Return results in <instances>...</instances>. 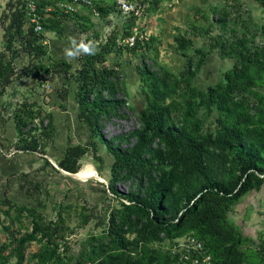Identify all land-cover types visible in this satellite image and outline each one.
<instances>
[{"label": "trees", "instance_id": "16d2710c", "mask_svg": "<svg viewBox=\"0 0 264 264\" xmlns=\"http://www.w3.org/2000/svg\"><path fill=\"white\" fill-rule=\"evenodd\" d=\"M59 1L38 0L42 31L36 33L25 2L6 0L0 17V97L15 79L31 78L39 85L37 79L52 72L63 79L61 97L66 100L69 84L76 82L78 120L87 130V141L69 144L58 167L78 173L88 150L97 153V141L112 156L108 189L118 205L109 212L106 230L95 239L99 247L92 250L90 262L77 264H192L180 261L170 250L155 247L186 234L203 243L213 264H244L237 250L243 239L229 224L227 215L239 198L259 188L264 179V90H257L264 89V24L251 37L237 34L227 27L228 12L224 7L216 13L215 25L220 33L210 37L207 50L195 49L188 34L176 35V51L193 50L191 56L184 55L183 70L174 74L160 67L155 71L144 61L136 66L145 99L138 118L140 125L105 140L100 135L102 122L118 117L126 102L118 97L123 86L117 71L100 65L106 55L121 48L115 37L109 36L106 43L99 45V51L93 48V54L78 58L80 64L74 72L64 61L43 63L45 32L60 35L72 17L84 16L62 13L56 6ZM48 7L53 13L46 11ZM109 10L120 14L113 4L96 5L99 17ZM191 28L193 37L205 38L212 34L214 25ZM126 34L121 36L130 32ZM259 35L257 45L255 38ZM149 42L137 41L134 47L125 48L136 51L143 43L148 48ZM211 51L234 62L219 82L201 90L194 86L193 79ZM21 56H27L29 62L16 73L15 61ZM251 97L253 103L249 101ZM212 114H216L213 130L205 132L204 125ZM45 118L44 127L30 126L41 119L35 103H23L13 113L17 150L46 154L45 142L53 136L55 126L51 114ZM122 144L126 146L122 148ZM117 181L129 182L131 189L120 192L115 187ZM16 212L18 218L31 219V229L13 239L16 264H22V252L32 242L40 245L34 255L35 264H72L58 253L57 240L65 238L66 232L60 211L50 220L36 208L22 206ZM91 218V214L83 215V225ZM129 234L134 235L133 240L127 237ZM261 254L264 256V251Z\"/></svg>", "mask_w": 264, "mask_h": 264}, {"label": "rangeland", "instance_id": "374dc122", "mask_svg": "<svg viewBox=\"0 0 264 264\" xmlns=\"http://www.w3.org/2000/svg\"><path fill=\"white\" fill-rule=\"evenodd\" d=\"M134 2L143 5V15L139 21L132 17L124 18L115 10H109L103 17L88 15L72 17V20L65 23L61 29L60 35L45 32L49 44L45 46L46 55L42 59L43 63L50 65L51 61H64L71 65V72L79 67L78 58L84 55L81 53L75 59L66 56L65 50L74 47L73 40L77 45L81 41H86L85 44H91L96 49L94 52L99 51V45L106 43L108 37L112 35L117 46H119L117 40L121 39L123 33L128 32H136L138 36L143 37L140 41L144 40V43L152 40L148 48H145L143 43L136 51L120 46L121 50H114L113 53L106 55L100 65L102 68L117 71L123 86L118 97H122L126 102L125 106L120 108L118 117H111L102 122L100 135L105 140L127 134L140 125L138 118L145 106V99L136 66L144 61L155 71L160 67L174 74L183 70L186 57L191 56L193 50L176 51L174 42L176 35L188 34L195 49L207 50L210 37L220 33L218 24L215 25L216 13L224 7L228 12L225 18L227 27L236 30L237 34L245 33L247 37H251L258 33L259 27L264 24V7L261 0ZM4 3L5 0H0V17L5 8ZM210 25H214L210 36L195 38L191 35L192 26L206 29ZM1 39L0 29V48ZM260 39V35L255 38V44L259 45ZM28 62L27 56L17 59L16 73H19ZM233 62L221 59L216 51H211L200 72L193 79L194 86L204 90L207 86L219 82ZM62 82L63 79L52 72L42 74L37 79L39 85L31 78L15 79L5 95L0 97V264H16L13 239L31 229L30 218L26 216L18 218L16 212L18 207L36 208L37 213L46 220L55 219L60 211L66 232L65 238L57 240L58 253L62 258L70 259V263L77 264L90 262L92 250L99 247V241L95 239L106 230L109 212L118 205L108 189L113 159L102 143L96 140L97 153L90 149L81 159L80 170L75 178L66 176L58 167L57 163L61 160L65 148L69 144H85L88 136L87 130L78 120L76 100L78 84L76 82L69 84L66 100H63ZM257 90L263 92L264 89ZM249 101L254 102L252 97ZM23 103H35L41 111V119L31 124L32 127L36 125L44 127L45 116L48 113L53 117L55 132L51 139L45 142V155L26 154L16 149L17 133L13 113ZM215 118L216 114L208 118L204 125L205 132L213 130ZM125 146L121 145L122 148ZM115 187L123 193L131 189L129 182L121 181L115 182ZM85 214H91L92 218L83 225ZM127 237L130 240L134 239L133 234ZM188 238L197 239L186 234L172 242L165 240L155 247L168 251L178 243L188 242ZM39 250L40 245L37 243L27 244L22 252V264H35L34 255ZM180 261L184 262L181 259Z\"/></svg>", "mask_w": 264, "mask_h": 264}, {"label": "built area", "instance_id": "2783aa9c", "mask_svg": "<svg viewBox=\"0 0 264 264\" xmlns=\"http://www.w3.org/2000/svg\"><path fill=\"white\" fill-rule=\"evenodd\" d=\"M28 10L30 24H33L34 32L42 31L41 16L37 13L38 0H23ZM113 4L124 18L132 17L135 21H139L143 15V5L137 4L130 0H61L56 6L66 15L84 14L89 12L92 16H98L96 11L97 4ZM48 7L46 11H50ZM143 37L138 36L136 32L130 33L128 36L121 37L117 40L118 45L122 47L132 48L137 41ZM48 46V40L43 42ZM260 177H263L260 175ZM188 242L178 243L170 249L173 255H178L179 259L184 262L190 261L192 264H213L212 258L204 251L203 244L197 239L188 238Z\"/></svg>", "mask_w": 264, "mask_h": 264}, {"label": "crops", "instance_id": "0c3cea01", "mask_svg": "<svg viewBox=\"0 0 264 264\" xmlns=\"http://www.w3.org/2000/svg\"><path fill=\"white\" fill-rule=\"evenodd\" d=\"M1 5L3 7V1ZM227 220L243 239L237 250L244 264H264L261 254L264 251V179L259 188L247 192L234 203Z\"/></svg>", "mask_w": 264, "mask_h": 264}, {"label": "clouds", "instance_id": "9594fccd", "mask_svg": "<svg viewBox=\"0 0 264 264\" xmlns=\"http://www.w3.org/2000/svg\"><path fill=\"white\" fill-rule=\"evenodd\" d=\"M73 44V49L69 50L66 49V56L70 59H75L78 57L81 53L83 54H93V47L91 44H85L83 41L79 43L78 45L76 44L75 40L72 41Z\"/></svg>", "mask_w": 264, "mask_h": 264}, {"label": "water", "instance_id": "95a60500", "mask_svg": "<svg viewBox=\"0 0 264 264\" xmlns=\"http://www.w3.org/2000/svg\"><path fill=\"white\" fill-rule=\"evenodd\" d=\"M66 176L70 177V178H75L76 177V174H71V173H68V172H65L63 170H61Z\"/></svg>", "mask_w": 264, "mask_h": 264}]
</instances>
